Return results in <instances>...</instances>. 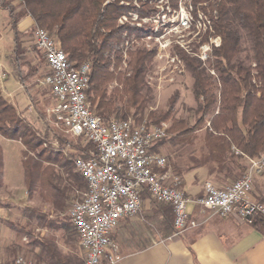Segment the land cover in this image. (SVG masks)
Here are the masks:
<instances>
[{
  "label": "trees",
  "instance_id": "16d2710c",
  "mask_svg": "<svg viewBox=\"0 0 264 264\" xmlns=\"http://www.w3.org/2000/svg\"><path fill=\"white\" fill-rule=\"evenodd\" d=\"M127 1L130 0H0V9L8 15L13 37L18 83L25 85L36 71L26 63V73H23L18 62L25 54L22 46L25 32L19 31L17 24L22 18L29 17L32 21L30 31L35 28L46 30L69 62L75 66L88 64L86 100L94 115L103 121L130 120L136 125L144 122L146 126L166 122L177 94H173L166 110L145 111L151 98L145 74L153 51L135 46L133 42L144 35L143 29L120 24L118 19L129 12L146 14L148 8L143 7L144 4L139 8L127 5ZM197 2L204 3L201 9L221 39L220 46L213 52L214 75L208 74L195 57L182 56L185 71L192 79L197 117L191 126H184L181 121L173 122L166 133L172 135L174 144L185 143L184 135L187 134H193V141L195 132L207 121L209 127L204 129L201 149L214 157L222 171L228 161L244 160V156L255 158L264 152V0H194ZM241 31L250 42V53L243 59L239 57ZM0 136L18 141L24 148L21 165L29 197L37 190L55 211L62 213L67 205L68 191L86 190L85 181L74 169L73 159L94 155L95 146L90 142L83 145L82 137L72 143L59 135H54L59 148L44 146V140L34 133L1 93ZM67 145L74 154H63L61 148ZM234 150L240 154H234ZM2 167L0 150V183ZM54 167L63 170L65 176L56 175ZM241 169L243 172L245 167ZM62 181L67 183L61 186ZM146 198L149 196L143 190L141 199ZM256 200L264 206V193ZM28 211L30 218L41 226L53 227L59 222L72 229L69 221L50 219L41 209ZM250 226L264 235V213L256 214ZM37 243L48 253L47 264H83L81 260H70L61 255L49 239Z\"/></svg>",
  "mask_w": 264,
  "mask_h": 264
},
{
  "label": "built area",
  "instance_id": "2783aa9c",
  "mask_svg": "<svg viewBox=\"0 0 264 264\" xmlns=\"http://www.w3.org/2000/svg\"><path fill=\"white\" fill-rule=\"evenodd\" d=\"M156 1H127L125 4L137 8L147 5L148 13L129 12L118 19L120 24L144 30V35L133 42L143 41V47L153 51L155 63L159 61L155 69L145 75L146 84L152 87L155 80L172 82L174 76L185 69L183 55L195 57L208 74L214 75L213 52L220 46L221 39L201 9L204 3L162 0L155 5ZM169 33L175 34L172 39ZM32 39L48 69L40 84L49 89L52 100L49 113L70 135L83 137L96 149L88 158L73 159L74 169L85 181L86 190L70 205L67 216L83 252V264H102L104 259L107 264L118 262V247L110 235L119 219L139 212L143 190L150 200L171 208L174 234L198 225L187 212L190 202L199 207L200 214L217 217L235 214L246 224H251L256 214L264 213V206L251 198L254 178H264V152L255 158L244 156L245 169L230 184L217 188L205 182L203 195L190 200L179 176L160 172L165 169V157L152 151L156 142L167 137L166 122L146 126L144 122L136 125L130 120L103 121L93 114L86 100L88 64L75 66L69 62L46 30L35 28ZM172 44L179 51L171 55L167 50ZM206 126L209 127V123ZM234 154L240 152L234 150ZM1 264L32 263L18 255Z\"/></svg>",
  "mask_w": 264,
  "mask_h": 264
},
{
  "label": "crops",
  "instance_id": "0c3cea01",
  "mask_svg": "<svg viewBox=\"0 0 264 264\" xmlns=\"http://www.w3.org/2000/svg\"><path fill=\"white\" fill-rule=\"evenodd\" d=\"M31 25V19L25 17L18 22L17 27L19 31L26 32ZM11 79L21 87L17 81ZM171 141L166 137L156 142L152 151L166 159L165 169L161 173L168 171L170 174H179L182 189L190 200L203 195L205 182L223 188L236 180L241 175V167H245L244 160L234 159L228 161L221 171L214 157L204 148L197 154L189 151L180 162L175 156ZM18 144L21 145L19 142ZM22 149L21 145L20 152ZM21 161L22 158L20 169L23 176ZM181 163L186 164L184 168L188 173L198 171L204 174L205 178L198 193L190 192L187 187V173L180 171ZM263 179L254 178L251 195L263 189ZM187 212L190 218L198 221V225L174 234L171 208L153 203L148 198L144 199L139 212L132 217L119 219L110 235L111 241L118 247L120 257L115 264H264V235L250 224L241 221L235 214L225 217L200 214L199 207L192 202L187 204ZM3 223L0 220V227H5L1 228L4 232L0 230V264L22 254L32 264H47L48 253L37 243L44 239L53 242L57 251L70 260L82 259L74 231L59 222L53 227L41 226L36 220H31L29 215L26 222H19L18 225L8 222L10 229ZM102 264H107L105 259Z\"/></svg>",
  "mask_w": 264,
  "mask_h": 264
},
{
  "label": "rangeland",
  "instance_id": "374dc122",
  "mask_svg": "<svg viewBox=\"0 0 264 264\" xmlns=\"http://www.w3.org/2000/svg\"><path fill=\"white\" fill-rule=\"evenodd\" d=\"M10 1L12 2V0ZM183 2H186V0H183ZM161 3L162 0H157L154 4L159 5ZM154 4L148 5L153 8V6H155ZM159 10L161 9L159 8ZM170 35H172V37H170ZM174 35V33H169L168 37L172 39ZM0 37V93L3 98L14 106L15 110L19 116L25 120L26 124L34 131V133L44 140V146H49V148L55 149L59 148L57 141L54 139V135H59L66 141L75 143L79 137L70 135L60 124L55 122L48 111L52 102L51 96L48 88L40 84L48 69L42 54L34 45L32 31L29 29L25 32V37L22 39V46L25 48V54L18 62L22 65L21 70L23 73H26V63H28L29 66L34 67L36 71L25 81V85H21L20 88L18 87V84H15L11 79L13 78L17 81V62L14 60V46L12 43V33L8 24V15L6 11L2 9H0ZM143 44V41L140 40L135 43V46L141 47ZM240 47L241 51L239 52V57L243 59L245 55L250 53V42L243 31H241ZM167 51L172 55L179 50L172 44ZM156 64L158 65L159 61L155 63V58H153L146 74L152 72L155 69ZM4 82L6 83L4 84ZM191 86L192 79L188 73H186L185 69L183 73L174 76L172 82L155 80V86L150 87L151 98L146 104L147 107L145 111L151 110L158 112L166 110L173 94H177V99L171 110V116L166 121L167 126L169 127L173 122L177 121H181L184 126L193 125L194 120L197 117V114L195 113L197 101L192 95ZM206 123L208 122L206 121L203 126L195 132L193 141L191 140L193 139V134H187L186 136L184 135L185 143L182 141L180 143L178 142L179 144H174L172 141L170 142L176 152L175 156L179 158L180 162L185 159L184 157L189 151H193L194 154L201 152V147L204 144V129L207 128ZM171 136L172 135L167 134L169 140L171 139ZM80 139L81 143L85 145L87 141L83 137ZM5 140L7 139L0 136V150L4 162L3 168L1 169L0 183V208L2 209V211H0V220L4 222L3 224L10 229L11 227L8 225V222L11 225H18L19 222H26L31 214L28 210L31 208L41 209L53 220L57 219L68 222L67 213L70 205L74 201L79 200L85 190L68 191L67 205L62 213L55 211L50 206L49 202L44 199L37 190L32 197H29L25 189L20 169V160L22 158L21 152H23L24 148L20 152L21 145L18 144V141L12 142V140ZM61 150L65 156L74 154V150L68 145L61 148ZM185 166V163H181L179 169L182 173H187L186 185L190 192L198 193L205 176L198 171L188 173L184 168ZM54 170L56 175L65 176L63 170H60L57 167H54ZM66 183V181H62L60 185L62 186ZM261 187H263V189L251 195L255 202H257V196L264 193V179L261 182ZM11 206H14L12 208L16 209H12ZM8 208L11 209L7 210ZM1 228L5 229V227H0V230L4 232ZM80 254L82 256L81 261L83 262V252L81 250ZM21 256L24 257L25 255L22 254Z\"/></svg>",
  "mask_w": 264,
  "mask_h": 264
}]
</instances>
